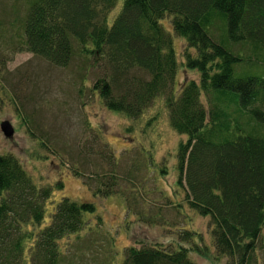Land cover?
Instances as JSON below:
<instances>
[{
	"label": "trees",
	"instance_id": "obj_1",
	"mask_svg": "<svg viewBox=\"0 0 264 264\" xmlns=\"http://www.w3.org/2000/svg\"><path fill=\"white\" fill-rule=\"evenodd\" d=\"M117 1L26 0L18 45L56 68L78 60L86 71L82 78L95 77L90 90L104 107L130 119L163 97L170 126L185 136L176 149V184L189 208L208 218L216 256L228 257V264H264V246L261 263L256 257L264 230V75L235 74L239 63L264 68V0H123L109 24ZM167 16L185 41V68L199 73L198 82L189 80L179 91L172 37L161 24ZM84 147L83 165H95L92 156L116 165L107 144L99 151ZM71 173L99 185L96 175ZM52 190L37 186L15 157L0 154V264L65 263L59 240L86 227L85 216L95 207L62 197L43 225ZM91 191L94 197L113 193L100 186ZM128 207L145 223H166L159 211ZM194 233L184 231L183 239ZM192 247L201 252L196 242ZM188 252L183 246H129L121 264H194Z\"/></svg>",
	"mask_w": 264,
	"mask_h": 264
},
{
	"label": "rangeland",
	"instance_id": "obj_2",
	"mask_svg": "<svg viewBox=\"0 0 264 264\" xmlns=\"http://www.w3.org/2000/svg\"><path fill=\"white\" fill-rule=\"evenodd\" d=\"M122 2L118 0L108 13L109 24ZM25 7L26 0H0V123L8 120L14 129L11 138L0 131V154L15 157L37 186L53 189L43 225L62 197L93 202L95 211L85 216L86 227L58 242L64 264H121L127 247L152 244L186 247L194 264H228V257L216 256L208 218L189 208L183 188L176 184V149L185 136L170 126L164 98L154 99L135 119L108 110L90 90L95 77L87 73L83 79L86 71L78 60L56 68L22 51L18 35ZM161 24L172 37L178 64L175 90L179 91L189 80L198 82L199 73L185 68L186 44L172 32L171 18L165 17ZM235 74L264 75V68L239 63ZM101 143L117 157L116 165L95 156L90 158L95 165H83L79 150L91 146L99 151ZM72 168L86 178L96 175L99 185L92 177L74 176ZM111 176L116 178L114 183ZM85 182L91 190L100 186L113 193L94 197ZM164 196L182 208L168 205ZM128 204L143 214L159 211L167 224L139 220ZM184 231L195 232L192 240L183 239ZM193 242L201 252L193 251ZM257 244L261 263L264 230Z\"/></svg>",
	"mask_w": 264,
	"mask_h": 264
},
{
	"label": "water",
	"instance_id": "obj_3",
	"mask_svg": "<svg viewBox=\"0 0 264 264\" xmlns=\"http://www.w3.org/2000/svg\"><path fill=\"white\" fill-rule=\"evenodd\" d=\"M0 131L6 138H11L14 133V129L8 120H4L0 123Z\"/></svg>",
	"mask_w": 264,
	"mask_h": 264
}]
</instances>
